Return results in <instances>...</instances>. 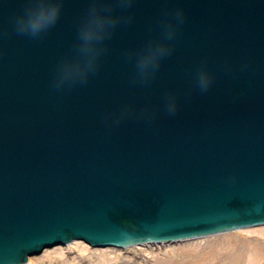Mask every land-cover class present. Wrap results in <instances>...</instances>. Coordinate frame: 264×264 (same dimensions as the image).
I'll use <instances>...</instances> for the list:
<instances>
[{"label":"water","instance_id":"water-1","mask_svg":"<svg viewBox=\"0 0 264 264\" xmlns=\"http://www.w3.org/2000/svg\"><path fill=\"white\" fill-rule=\"evenodd\" d=\"M264 225V0H0V264Z\"/></svg>","mask_w":264,"mask_h":264},{"label":"bare ground","instance_id":"bare-ground-1","mask_svg":"<svg viewBox=\"0 0 264 264\" xmlns=\"http://www.w3.org/2000/svg\"><path fill=\"white\" fill-rule=\"evenodd\" d=\"M231 233L232 234L228 236L219 237L216 241L210 240V236L182 241L178 248L175 247L167 250L166 256L159 260V264H219V257L217 254H214V252L218 251V249L221 251L229 250L231 247H236V249L233 248L236 250L235 252H247L246 264H261L264 260V225L241 229ZM223 241H225V243ZM77 243L79 242H74L70 245H77ZM225 244H227V247H224ZM151 245L157 246L160 244ZM63 249L62 247H55L45 250L39 255L40 257L38 259L55 258L63 253ZM82 250H85V248ZM106 251L110 250L106 249ZM31 261L32 259L29 260V264H31Z\"/></svg>","mask_w":264,"mask_h":264},{"label":"rangeland","instance_id":"rangeland-1","mask_svg":"<svg viewBox=\"0 0 264 264\" xmlns=\"http://www.w3.org/2000/svg\"><path fill=\"white\" fill-rule=\"evenodd\" d=\"M230 234L232 233L229 232L210 236L209 239L216 241L219 237L228 236ZM223 242L225 243V241ZM180 245V242H172L162 243L157 246L147 244L127 249H93L85 243L79 242L77 245L62 247L64 248L62 250L63 255H60L62 258L57 256L55 258L49 257L47 259L39 260L38 258L40 256H36L30 259H32L31 264H159V260L166 256L165 254L167 250L175 247L178 248ZM82 247L85 248V250H82ZM224 247H227V244H225ZM233 248L236 249V247ZM233 248L231 247L229 250L225 251L218 249V251L214 252V254H217L219 257V264H246L247 252H235L236 250ZM106 249H109L110 251H106ZM261 264H264V260Z\"/></svg>","mask_w":264,"mask_h":264}]
</instances>
